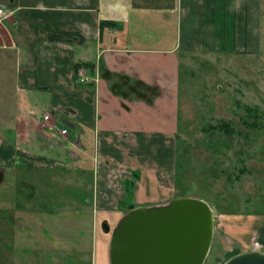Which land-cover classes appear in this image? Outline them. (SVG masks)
<instances>
[{"label":"crops","instance_id":"1","mask_svg":"<svg viewBox=\"0 0 264 264\" xmlns=\"http://www.w3.org/2000/svg\"><path fill=\"white\" fill-rule=\"evenodd\" d=\"M0 4L12 14L5 20L8 27H1L8 33L22 105L13 157L29 156V162H22L38 172L33 181L43 187L52 180L75 189L92 186V198L65 199L58 210L104 213V226L107 217H125L136 207L162 206L173 199L183 56L260 47V0ZM170 7L171 16L165 12ZM53 31H77L86 40L51 42ZM77 63L91 64L82 67L90 83L78 81ZM42 96L47 108L41 106ZM48 112L52 116L45 120ZM19 120L26 129L19 128ZM54 149L59 157L53 156ZM91 161L95 173L88 169ZM90 175L93 180L87 183ZM5 183L7 169L1 166L0 186ZM258 235L259 243H247L240 252H264V234Z\"/></svg>","mask_w":264,"mask_h":264},{"label":"rangeland","instance_id":"2","mask_svg":"<svg viewBox=\"0 0 264 264\" xmlns=\"http://www.w3.org/2000/svg\"><path fill=\"white\" fill-rule=\"evenodd\" d=\"M259 9L256 50L185 55L181 62L172 193L173 199L202 198L216 213L204 264H224L243 253L247 243H259L258 234H264V227L258 228L264 224V0ZM165 12L171 16L173 11L170 7ZM3 26L8 27L6 22ZM6 32L0 27V168L7 169V183L0 186V264H111L112 235L124 216L107 217L104 226V213L58 210L65 199L92 198V186L75 189L52 180L43 187L33 181H38V172L22 162H29V156L13 157L22 105ZM45 99L40 98L43 108ZM19 121V128L26 129ZM222 123L230 129H221ZM53 156L59 157L56 149ZM88 166L95 173L93 161ZM91 180L90 175L87 183Z\"/></svg>","mask_w":264,"mask_h":264},{"label":"water","instance_id":"3","mask_svg":"<svg viewBox=\"0 0 264 264\" xmlns=\"http://www.w3.org/2000/svg\"><path fill=\"white\" fill-rule=\"evenodd\" d=\"M215 219L211 205L198 197L136 207L113 232L111 264H204L213 241ZM224 264H264V252L246 251Z\"/></svg>","mask_w":264,"mask_h":264},{"label":"trees","instance_id":"4","mask_svg":"<svg viewBox=\"0 0 264 264\" xmlns=\"http://www.w3.org/2000/svg\"><path fill=\"white\" fill-rule=\"evenodd\" d=\"M105 23H110L113 24L114 22L112 21H104L102 20L101 24ZM48 40L51 42H58V43H83L86 39L85 37L77 32V31H53L48 34ZM89 67L91 66L90 63H77L74 65L75 73L78 72V70L81 67ZM220 128L223 130H229L230 125L228 123H222L220 125Z\"/></svg>","mask_w":264,"mask_h":264},{"label":"built area","instance_id":"5","mask_svg":"<svg viewBox=\"0 0 264 264\" xmlns=\"http://www.w3.org/2000/svg\"><path fill=\"white\" fill-rule=\"evenodd\" d=\"M11 15H12L11 12H9L4 6L0 4V27L3 26V23L5 22V20L8 19ZM77 77H78V81L81 83L87 84L91 82V79L85 75V71L82 67L78 70ZM51 116H52L51 113L48 112L44 114V119L49 120ZM61 133L66 134L67 130L62 129Z\"/></svg>","mask_w":264,"mask_h":264}]
</instances>
